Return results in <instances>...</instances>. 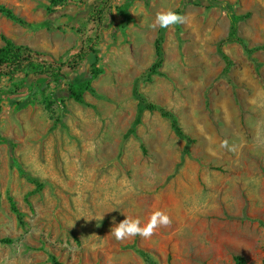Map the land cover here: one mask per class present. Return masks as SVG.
I'll return each instance as SVG.
<instances>
[{
  "label": "rangeland",
  "instance_id": "rangeland-1",
  "mask_svg": "<svg viewBox=\"0 0 264 264\" xmlns=\"http://www.w3.org/2000/svg\"><path fill=\"white\" fill-rule=\"evenodd\" d=\"M81 1L86 10L92 3ZM224 1L236 14H250L238 33L249 48L262 47L253 54L257 71L230 44L223 50L233 62L231 84L219 77L224 63L216 45L229 22L220 9L202 8L166 28L164 77L138 85L194 140L175 175L184 143L167 120L144 112L127 132L137 113L134 81L155 60L153 43L141 46L139 35L156 29L158 13L182 6L146 7L148 16L132 25L134 47L124 36L99 58L102 73L84 104L67 96L75 74L58 85L50 71L0 79V264H51L52 256L61 264H145L127 249L133 243L151 256L150 264H236L235 257L264 264V227L231 219L264 224V0ZM87 18H78V27ZM35 86H45L44 95ZM157 211L171 223L152 236L112 235L125 217L144 227Z\"/></svg>",
  "mask_w": 264,
  "mask_h": 264
},
{
  "label": "trees",
  "instance_id": "trees-1",
  "mask_svg": "<svg viewBox=\"0 0 264 264\" xmlns=\"http://www.w3.org/2000/svg\"><path fill=\"white\" fill-rule=\"evenodd\" d=\"M112 0H93L89 5L88 9L84 12L83 16L88 14L87 23H92L94 29L89 31L90 34H86L85 30L80 27H74L73 30L80 34V44L75 53L69 54L64 60L55 61L52 57L44 52L35 51L27 46L16 45L6 37L2 36L1 39L4 42V46L0 47V79L3 77L12 78L17 74H21L26 69H30V74L34 77H43L47 71L54 74L53 79L58 85L61 79H67L68 74H75V76L68 83L67 96L69 99L74 100L76 103L84 104L83 96L86 92H93L92 82L98 78L102 73V70L97 67L99 62V50L97 48L100 42V27L102 24V17L106 10L110 9ZM134 0H126L121 8H117V13L123 16V25L126 26L130 22V18L127 14L128 9ZM146 5L149 4V0H142ZM49 5L47 6L48 12H53L55 8L63 4L74 3L82 5L81 0H48ZM187 5H194L202 7L204 10L209 11L211 9H220L225 12L228 18V31L227 35L222 38L216 45V53L224 63V67L219 75L220 78L225 79L229 84L228 74L233 66V62L224 52L223 48L226 45L236 44L239 45L245 54L248 61H250L257 71L259 64L253 58V54L262 49V47L249 48L246 41L239 36L238 25L240 22L247 20L250 17L249 13L236 14L234 11V5L224 0H184L182 8L175 10L179 15H182V10ZM0 15H3L7 19L18 23L22 26H28V24L18 18L14 13L4 6L0 5ZM82 17V16H81ZM79 25V24H78ZM38 29L50 28L48 22L40 23L36 26ZM166 28H159L156 38L154 40V51L155 60L152 65L142 74L139 78L134 81L132 87V96L137 102V113L134 121L132 122L127 135L132 134L137 126L141 124V118L144 112L157 113L161 118L167 120L170 125V129L173 134L180 141L184 143L182 151L180 153L179 162L176 164L174 174H177L181 166L183 165L185 158L190 155V146L194 143V140L184 132L176 115L167 110L166 108L148 101L138 89L140 80L151 81L154 76L164 77L161 72V68L164 62V51L163 43L165 39ZM176 36L180 39V27H176ZM83 70L81 71V69ZM40 95H44L45 86H35ZM2 92H0V95ZM30 103L17 104V106H27ZM169 179V178H168ZM11 211L20 219V212L16 208L13 200L9 198ZM235 220H248L256 221L260 226L264 227L261 221L253 220L247 216L241 218L231 217ZM2 243L10 244L9 240H5ZM127 249L132 250L136 253L145 264L151 263V256L144 250L138 248L135 243L127 246ZM234 261L236 264H244L243 259L235 257ZM51 264H61L55 257H50Z\"/></svg>",
  "mask_w": 264,
  "mask_h": 264
},
{
  "label": "crops",
  "instance_id": "crops-1",
  "mask_svg": "<svg viewBox=\"0 0 264 264\" xmlns=\"http://www.w3.org/2000/svg\"><path fill=\"white\" fill-rule=\"evenodd\" d=\"M93 1V0H92ZM126 0H112L110 9L106 10L102 17L100 27V42L98 44L99 58L108 49L119 46V42L123 41L126 36L127 44L134 47V40L137 39L132 32V25L135 19L147 17L146 7L151 8L156 2H160L162 6H182L183 0H149L146 5L142 0H134L127 14L130 22L124 26L123 16L117 13V8H121ZM0 5L9 8L14 15L24 20L28 26L16 24L0 15V47L4 46L1 37L4 36L16 45L27 46L35 51L49 54L53 60L61 59L69 54H73L79 47L80 34L76 33L73 28L78 27V18L83 17L86 9L81 8L78 4H63L55 8L53 12L47 11L49 5L48 0H0ZM202 13V7L187 5L182 10V14ZM48 22L50 28L38 29L36 26L40 23ZM84 25L85 22H81ZM92 23L85 24L86 34L93 30ZM159 27L152 30L149 36L139 35L138 43L149 48V44L154 45ZM122 30H125L122 32ZM140 33V32H139ZM125 34V35H124ZM116 43H115V42ZM152 65V64H151Z\"/></svg>",
  "mask_w": 264,
  "mask_h": 264
},
{
  "label": "clouds",
  "instance_id": "clouds-1",
  "mask_svg": "<svg viewBox=\"0 0 264 264\" xmlns=\"http://www.w3.org/2000/svg\"><path fill=\"white\" fill-rule=\"evenodd\" d=\"M183 22V16L177 14L172 10H166L157 14L152 27L168 28L172 25ZM226 143L227 142H224L223 146H226ZM170 223V218L166 213L157 211L151 215L148 223L144 227H141V221L139 218L130 219L125 217L121 222L115 224L111 228V232L117 240H122L128 237H134L138 235L148 238L152 236L154 230L162 226H167Z\"/></svg>",
  "mask_w": 264,
  "mask_h": 264
},
{
  "label": "bare ground",
  "instance_id": "bare-ground-1",
  "mask_svg": "<svg viewBox=\"0 0 264 264\" xmlns=\"http://www.w3.org/2000/svg\"><path fill=\"white\" fill-rule=\"evenodd\" d=\"M93 149H94V148H93ZM101 150H102V148H101ZM92 151H94V150H92ZM120 188H121V187L118 188V191L120 190ZM180 196H181V195H180ZM180 196H179V198H180ZM129 203H130V202H129Z\"/></svg>",
  "mask_w": 264,
  "mask_h": 264
}]
</instances>
